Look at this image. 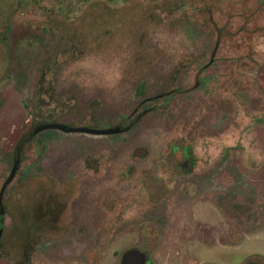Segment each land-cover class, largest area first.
I'll use <instances>...</instances> for the list:
<instances>
[{"label": "rangeland", "instance_id": "obj_1", "mask_svg": "<svg viewBox=\"0 0 264 264\" xmlns=\"http://www.w3.org/2000/svg\"><path fill=\"white\" fill-rule=\"evenodd\" d=\"M263 2L0 0V187L42 116L107 129L140 115L119 135L51 130L23 147L0 264H120L129 249L148 264H264ZM246 8L249 49L217 42L209 21L238 29ZM50 199L39 225L32 207Z\"/></svg>", "mask_w": 264, "mask_h": 264}, {"label": "trees", "instance_id": "obj_2", "mask_svg": "<svg viewBox=\"0 0 264 264\" xmlns=\"http://www.w3.org/2000/svg\"><path fill=\"white\" fill-rule=\"evenodd\" d=\"M258 8H261V9H263L264 10V2L263 3H260L259 4V6H258ZM207 12L209 13V14H211V11H210V9H208L207 10ZM243 15L242 16H240V18H242L243 19V24L240 26V27H238V29H231V21H230V19L231 18H229L227 21H225L224 22V24H222V26H217V24L216 23H214L212 20H210L209 21V25H210V28L213 30V31H215V33H216V38H217V42L219 41V38H224V37H228L231 41H229V42H231V43H233V44H237V49L239 50H241L242 52L244 51V50H247V49H249V40H248V35H249V30H248V28H247V25H248V22H246V20L248 19L249 21L250 20H252L253 18H255V12H247V8H246V10H244L243 12ZM241 13V14H242ZM256 30H260V28L257 26V25H254V27H253V31H256ZM252 31V32H253ZM262 33H264L263 31H262ZM240 36H242V38L240 39L239 37ZM244 36V37H243ZM239 39V40H238ZM240 40H243V41H240ZM244 57H246V55H242L241 56V59H245ZM44 79H45V73L43 72V70H42V72H41V74H40V80H39V83H38V91H39V93H41L44 89ZM143 90H144V86L142 85V86H139L138 87V92L141 94V93H143ZM167 94H171V93H167ZM165 96H166V94H164L163 95V97H161V98H165ZM158 98H160V96H157V97H155V98H153L154 99V101H156V99L158 100ZM140 116V115H139ZM139 116L137 115L136 117H135V119H133L129 124H128V126L127 127H125V129L126 130H129L132 126H134V125H136L137 123H138V118H139ZM50 117H49V115H46V116H42L41 117V120L39 121V122H37V123H35L34 124V126L32 127L33 129L34 128H36L37 126H39V125H44V124H49V123H54V121L53 120H50L49 119ZM81 127H89V128H97V126H95V125H87V126H84V125H81ZM117 127H119V126H117ZM120 128V127H119ZM33 131V130H32ZM34 139H35V137H33L32 139L30 138V135H28V137L27 138H25L22 142H20V144L18 145V147H20L21 145H23V143H24V145H26L27 143H29L30 141H34ZM44 150H45V146L43 145L42 146V148H40L39 150H38V155L39 156H42V154H43V152H44ZM183 157H184V161H186L187 160V162L189 161V163H192V161H190V158H191V152H190V150H189V148H185L184 149V155H183ZM46 207H48V208H50L48 205L46 206ZM43 208H40V207H38V208H35V210L36 211H41ZM47 210V209H46ZM45 210V211H46ZM49 210V209H48ZM42 212V211H41ZM1 221H2V218H0V228L2 227V223H1ZM43 221V220H42ZM40 225H42V223H40ZM41 227V226H40ZM30 231H31V229H29V228H24V230L22 231L23 232V234H22V239H23V241H24V243H25V245H21L20 246V249H21V251H22V254L25 256V257H27L28 255L26 254V252L28 251V249L31 247V245H26V242H27V238H28V236H29V233H30ZM34 233H35V229H34ZM25 237H27V238H25ZM30 239V238H29ZM0 248H1V241H0Z\"/></svg>", "mask_w": 264, "mask_h": 264}, {"label": "water", "instance_id": "obj_3", "mask_svg": "<svg viewBox=\"0 0 264 264\" xmlns=\"http://www.w3.org/2000/svg\"><path fill=\"white\" fill-rule=\"evenodd\" d=\"M201 71H199L200 73ZM45 130H58L66 133H81V134H89L94 136H112L120 134L122 131L119 128H109V129H90L85 127H77L72 128L68 127L63 124H47L42 125L34 129L32 135H36L42 131ZM19 154L17 155L15 161L12 164L11 170L9 172L8 177L3 182L1 188H0V215L3 214V208H2V197L3 193L8 186V184L12 181L14 178L19 165ZM0 236H1V230H0ZM149 262V256L147 253L139 251L137 249H129L125 251L120 258V264H148Z\"/></svg>", "mask_w": 264, "mask_h": 264}, {"label": "flooded vegetation", "instance_id": "obj_4", "mask_svg": "<svg viewBox=\"0 0 264 264\" xmlns=\"http://www.w3.org/2000/svg\"><path fill=\"white\" fill-rule=\"evenodd\" d=\"M161 98V97H160ZM49 124H54V123H49ZM55 124H60V123H55ZM44 125H47V124H44ZM63 125H66V124H63ZM39 126H42V125H39ZM39 126H37V127H39ZM66 126H68V127H72V126H69V125H66ZM36 127V128H37ZM81 127V126H80ZM120 127V128H119ZM119 127H117V128H119L122 132L121 133H123V132H126L127 130L124 128V127H122V126H119ZM36 128H34V129H36ZM72 128H77V127H72ZM85 128H89V127H85ZM112 128H116V127H112ZM34 129H33V131H34ZM90 129H94V128H90ZM95 129H100L99 127H97V128H95ZM107 129H109V128H107ZM33 131H32V133H33ZM45 131H51V130H45ZM55 131H58V130H55ZM42 132H44V131H42ZM60 132H62V131H60ZM32 133L30 134V138L32 139L33 137H35L36 138V135H38V134H36V135H32ZM41 133V132H40ZM64 133H66V132H64ZM120 133V134H121ZM69 134H81V133H69ZM89 135V134H88ZM117 135H119V134H117ZM112 136H115V135H112ZM35 140V139H34ZM33 141V140H32ZM25 145H24V143H23V145H21L20 147H17L16 146V144L14 143V150L16 151V154H15V158H14V160H13V162L15 161V159H16V157H17V155L19 154V158H20V156H21V152H22V149H23V147H24ZM187 162V161H186ZM19 163H20V161H19ZM189 163V162H188ZM13 164V163H12ZM191 164V166L193 165V163H190ZM12 167V166H11ZM18 168H19V165H18ZM179 169H181V167L179 168ZM11 170V169H10ZM10 172V171H9ZM17 172H18V170H17ZM17 172H16V174H17ZM15 174V175H16ZM9 175V174H8ZM8 177V176H7ZM6 177V178H7ZM15 177V176H14ZM14 179V178H13ZM13 179H12V181H13ZM6 180V179H5ZM11 181V182H12ZM10 182V183H11ZM10 183L8 184V186L10 185ZM3 184V183H2ZM2 186V185H1ZM7 186V187H8ZM6 187V188H7ZM1 188V187H0ZM6 190V189H5ZM4 193H5V191H4ZM4 193H3V197H2V208H3V214L2 215H0V218H2V221H1V223H2V227L0 228V230H1V236H0V241H1V237H2V233H3V217H4V214H5V208H4V200H3V198H4ZM51 199H50V201H48L47 202V204H46V206L48 205L50 208H46V209H42L41 211H36L35 210V208H38L39 206H36V207H32V209L34 210V213L36 214H40V218H38V220L42 223V222H44V224H49V223H51V222H53V220L55 219V217H56V213L58 212L57 210H56V206H54L53 204H52V206H51ZM31 209V210H32ZM49 209V210H48ZM46 210V211H45ZM34 214V215H35ZM53 216H54V218H53ZM48 218H50V219H48ZM31 219H32V215H31ZM43 220V221H42ZM39 225H40V223H39ZM31 227V229H32V225L30 226ZM29 227V228H30ZM37 227H38V224H37ZM40 227V226H39ZM30 234V233H29ZM245 264H260V263H257V262H254V261H252V262H248V263H245Z\"/></svg>", "mask_w": 264, "mask_h": 264}]
</instances>
